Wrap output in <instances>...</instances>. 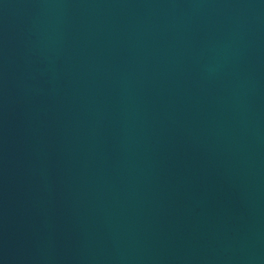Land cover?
<instances>
[{"label": "water", "instance_id": "95a60500", "mask_svg": "<svg viewBox=\"0 0 264 264\" xmlns=\"http://www.w3.org/2000/svg\"><path fill=\"white\" fill-rule=\"evenodd\" d=\"M0 264H264V114L0 122Z\"/></svg>", "mask_w": 264, "mask_h": 264}]
</instances>
